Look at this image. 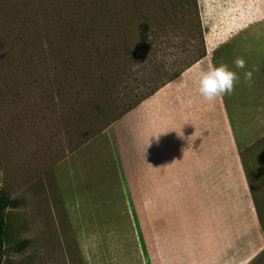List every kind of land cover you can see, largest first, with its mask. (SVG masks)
<instances>
[{
    "label": "rangeland",
    "instance_id": "rangeland-1",
    "mask_svg": "<svg viewBox=\"0 0 264 264\" xmlns=\"http://www.w3.org/2000/svg\"><path fill=\"white\" fill-rule=\"evenodd\" d=\"M160 1L0 0L1 264H264V0H196L205 56L99 132L94 23ZM221 64L239 82L205 101Z\"/></svg>",
    "mask_w": 264,
    "mask_h": 264
},
{
    "label": "trees",
    "instance_id": "trees-1",
    "mask_svg": "<svg viewBox=\"0 0 264 264\" xmlns=\"http://www.w3.org/2000/svg\"><path fill=\"white\" fill-rule=\"evenodd\" d=\"M167 1L166 9L162 1L156 7L163 17L124 21L125 28L131 29L127 36L120 34L118 27L121 25L114 26L113 17H101L100 22L94 23L96 29L104 31L103 41L108 42L98 54L102 64L97 71H100L98 76L102 74L103 83L98 108L103 127H99V132L179 78L205 56L196 0ZM132 75L136 77L132 79ZM120 84L126 86L122 87L124 91L119 89ZM17 205V200L0 195V264L5 235L4 211ZM27 243V240L20 241L18 248H25Z\"/></svg>",
    "mask_w": 264,
    "mask_h": 264
},
{
    "label": "clouds",
    "instance_id": "clouds-1",
    "mask_svg": "<svg viewBox=\"0 0 264 264\" xmlns=\"http://www.w3.org/2000/svg\"><path fill=\"white\" fill-rule=\"evenodd\" d=\"M233 63L235 68L245 69V61L242 58L237 57ZM244 78L250 81L252 72L244 71ZM239 79V74L231 70L228 65L211 66L199 73L196 91L205 101L211 102L219 96L231 94ZM155 139L158 140L159 137Z\"/></svg>",
    "mask_w": 264,
    "mask_h": 264
},
{
    "label": "crops",
    "instance_id": "crops-1",
    "mask_svg": "<svg viewBox=\"0 0 264 264\" xmlns=\"http://www.w3.org/2000/svg\"><path fill=\"white\" fill-rule=\"evenodd\" d=\"M189 69H190V68H189ZM189 69H188V70H189ZM183 74H184V73H183ZM191 243H192L191 240L188 239L187 237L184 238V240L182 241V243H181V241H180V238L176 239V247H178L179 245L182 244V246H183L184 249L186 250L185 253H190L189 250L192 252V249L190 248ZM203 250H205V249L203 248Z\"/></svg>",
    "mask_w": 264,
    "mask_h": 264
}]
</instances>
